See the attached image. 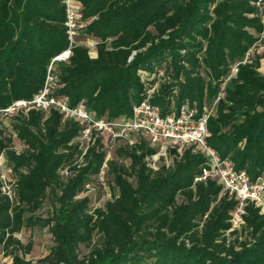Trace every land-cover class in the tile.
Masks as SVG:
<instances>
[{
    "label": "trees",
    "instance_id": "trees-1",
    "mask_svg": "<svg viewBox=\"0 0 264 264\" xmlns=\"http://www.w3.org/2000/svg\"><path fill=\"white\" fill-rule=\"evenodd\" d=\"M257 1L77 0L81 37L95 40L96 57L73 45L56 65L53 96L107 121L130 117L146 100L162 115L184 104L200 114L218 98L230 66L260 44L206 122V144L253 183L264 175V9ZM65 22V0H0V114L42 91L50 62L68 48ZM10 127L24 146L17 152L0 129L13 182L12 200L0 190V252L11 264H31L24 260L31 243L14 235L34 226L53 241L35 264H264V216L247 203L243 225L231 231L237 201L215 181H195L205 160L193 148L152 170L146 159L156 151L138 134L106 160L100 138L82 155V126L53 109L20 110ZM104 164L117 195L91 211L82 195ZM64 169L69 176L60 175ZM46 200L50 214L35 217ZM81 245L90 248L82 257Z\"/></svg>",
    "mask_w": 264,
    "mask_h": 264
},
{
    "label": "built area",
    "instance_id": "built-area-1",
    "mask_svg": "<svg viewBox=\"0 0 264 264\" xmlns=\"http://www.w3.org/2000/svg\"><path fill=\"white\" fill-rule=\"evenodd\" d=\"M65 5L68 48L50 62L44 87L38 95L34 96L30 102H16L2 113L12 116L21 109L26 111L29 108L42 111L45 114L50 109L57 111L62 116V121L73 120L82 126V130L76 138L82 155L99 136L113 141L118 138H126L129 134H138L146 140L150 148L156 151L153 156L146 159L147 166L152 170L158 169L160 159L165 160L168 156L170 160H173V157L180 156L185 149L193 148V152L199 153L205 160L201 175L195 181L201 182L206 179L215 181L221 187L223 194H227L237 201L236 207L230 214L231 231L238 230L243 225L242 216L247 203H252L255 208L259 209V214L264 216V175L251 183L245 172L235 171L229 160H221L217 153L206 144V138L209 136L206 122L214 113L215 103L223 97L222 91L226 82L235 78L239 64L250 63L255 54L263 51V47L260 44L255 45L246 53L241 62L230 66L229 74L221 86L218 98L210 106L204 105L200 114L195 106L190 107L188 104H184L179 109L162 115L158 107L151 105L146 100L133 108L130 117H121L116 121H107L104 118L95 119L83 105L69 108L66 99H58L53 96L57 88V79L54 74L56 65L68 61L71 57V48L80 43L78 38L83 36L82 29L85 26L81 20L77 0H65ZM255 6L260 10L264 9V0H258ZM128 143L131 144L132 141L129 140ZM82 144H85L84 148L81 147ZM171 152L174 154L170 155ZM164 165L169 166L168 164ZM105 172L104 164L95 176L100 185L103 184L102 178ZM10 173L5 156L0 152V190L3 195L12 200L13 182L11 177L8 178ZM60 175L67 177L69 172L64 169ZM89 185H86V191Z\"/></svg>",
    "mask_w": 264,
    "mask_h": 264
},
{
    "label": "rangeland",
    "instance_id": "rangeland-1",
    "mask_svg": "<svg viewBox=\"0 0 264 264\" xmlns=\"http://www.w3.org/2000/svg\"><path fill=\"white\" fill-rule=\"evenodd\" d=\"M80 40V44H83L87 47L89 50V56L93 57V54L95 53V40H92L87 37H80L78 38ZM22 110V109H21ZM14 116V115H12ZM11 116L5 115L3 113L0 114V129L6 132V134L11 135L12 142L14 149L17 152H22L24 150V146L14 137V135L11 132ZM94 135V134H93ZM101 143L104 146L103 148L106 150L108 159H111L114 157V153L118 147L123 146L124 144H128L129 140H138V138L134 137L133 135L129 134L126 136V138H118L115 140H108L105 137H100ZM97 139V138H96ZM84 143V142H83ZM85 144H82L81 147L84 148ZM91 146V144H90ZM170 158L167 156L165 160L160 159V165L164 164H171ZM125 166L129 165V162L126 160L124 162ZM10 175H8V178ZM103 184L100 185L98 180H96V177L93 178V182L89 185V188L85 193L82 195V197H87L90 201V210L93 211L97 208H102L104 203L107 201H111L114 196L117 195V190L115 187H113L106 176V172L103 176ZM129 182L134 186V180L129 179ZM177 202H181V198H177ZM51 212V206L49 201H45L43 203L42 208L35 213V217H47ZM14 237L23 245H26L27 243H31L32 249L30 254L26 255L24 257V260L27 262H30L31 264H35L40 259L44 258L48 255L50 248L53 245L52 237L48 233L47 229L40 228L38 226H34L32 228H23L19 233L15 234ZM99 240L98 235H94L92 244H96ZM89 246L87 245H81L79 248V255L85 256L89 252ZM20 255V253H18ZM0 264H11L10 258H5L2 256L0 252Z\"/></svg>",
    "mask_w": 264,
    "mask_h": 264
},
{
    "label": "crops",
    "instance_id": "crops-1",
    "mask_svg": "<svg viewBox=\"0 0 264 264\" xmlns=\"http://www.w3.org/2000/svg\"><path fill=\"white\" fill-rule=\"evenodd\" d=\"M90 55V54H89ZM91 57V56H90ZM96 57V52L93 54V57H91V58H95Z\"/></svg>",
    "mask_w": 264,
    "mask_h": 264
}]
</instances>
